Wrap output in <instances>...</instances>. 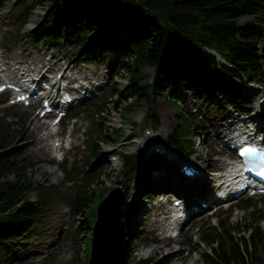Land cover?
I'll use <instances>...</instances> for the list:
<instances>
[{
    "label": "rangeland",
    "instance_id": "374dc122",
    "mask_svg": "<svg viewBox=\"0 0 264 264\" xmlns=\"http://www.w3.org/2000/svg\"><path fill=\"white\" fill-rule=\"evenodd\" d=\"M125 4H128L127 0ZM45 13V7L32 9L28 1L0 0V53L8 61V65L11 64L8 70L22 64L21 68L25 65L29 69L38 71L34 76L36 79L39 74L48 75V71H45L48 66H45V63L47 64L51 60L57 64L49 74L54 77L60 75V71L71 64L74 65L72 72L78 77L82 78L84 74L95 73L97 78L93 79L92 87L89 90H82L83 98L76 104L70 105L68 110L69 114L77 110L83 111L76 114L75 117L62 119L58 125L64 142L61 151H59V155L61 152L65 155L61 163L54 159V155H58V153L51 151L46 153L43 148H39L42 143H48V146L53 148V136H50L46 141L36 142L33 147L30 146L31 139H37L43 132H49L51 128L50 121L41 119L40 121L45 124L37 130L33 129L31 120L37 115L36 107L41 109L40 104L33 107L22 104L9 105L8 93L0 95L6 100L0 104V167L5 164L25 166L27 176L32 181L48 187V190L43 191L41 195L46 198V205L41 207L39 226L35 228V232L29 238H14L13 241L17 242L14 246L7 250L0 248V264H77L85 256L84 250L92 233V224H89L87 228L77 227L79 224L80 226L85 225L88 212L83 211L81 215L74 216L68 200L74 195L75 187L81 184L83 186L84 179L94 176H97V179L91 181L85 188L87 187L95 194L103 189L105 196L112 188L120 186L129 196L131 209L133 211L135 209V213L131 210L133 215L131 213L129 215V228L127 226L126 231L128 236L126 249L127 253H130L127 259L130 264H134V256L137 259L146 260L147 264H202L201 252L208 250V245L200 242L201 231L206 226L218 224L217 216L214 217L215 214L208 215L211 204L205 208L201 207L190 221L180 226L179 236L167 242L166 238H161L163 233L160 230L164 226L161 218L167 217L164 209L169 204L163 192L174 191L179 196H185L193 208L199 207L200 202L205 201L204 195L211 192V189L218 183L217 180L226 173L227 165L222 160L236 158L233 151L220 145L221 140L217 137L218 131L229 123L223 121V118L229 115L232 105L230 110L212 111L206 102L183 90L180 103L187 111V116L182 114L177 117L176 111L181 110L178 107V102L174 98L166 99L158 94H152L149 101L145 99L136 101L134 107L127 112L122 107L131 99L120 103L118 108L108 109L102 116H97L94 109L89 106L95 98L103 95L109 89L123 92L125 97L132 93V88L129 87L128 73L124 71L116 73V61H118L116 55L106 53L100 57L99 61H94L99 50L97 45L75 55V48L71 40L51 45L45 42L42 37L36 36ZM252 18V16L241 18L239 24H248ZM131 22L138 26L140 19L134 17ZM68 29L71 28L68 26ZM118 33V30H110L108 34L113 36ZM110 35V38L107 37L106 40L111 39ZM121 35L125 36V34ZM104 37L105 35L102 38ZM261 42L264 44V39ZM17 62L19 64H16ZM79 69L80 72H78ZM154 72L153 66H148L145 69L150 80L153 79ZM81 78L68 85L71 88L81 84L88 85L87 80ZM250 81L251 86L244 77L238 80L240 87L245 89L247 94L241 98L238 104L234 105L231 112H234L233 116L238 114L243 118H251L250 126L253 127L258 123V120L253 118L252 114L258 110L259 99L264 95V82ZM149 114H152L153 118L147 120ZM95 122L108 134V138L104 142L96 143L92 153L87 156V148L90 142L95 139ZM179 123L183 124L179 130L181 137H185L183 129H188L193 124L189 138L193 141V153L188 160L204 169L205 176H208L210 180L209 185L198 183L196 179L188 180V182L179 180L176 170L172 169L168 159L156 157L154 155L156 153L146 152L143 148V144L151 140L152 134L161 136V143H164L167 135L172 133L174 127ZM116 128H120L122 137L118 141H113L111 138ZM145 128H149L152 134L145 135L143 132ZM70 132L73 141L79 143L80 146L76 147V150L70 149L65 152L63 146L67 145ZM56 138L60 139L59 136ZM221 138L223 139L225 136L222 135ZM96 146L116 150V153L112 155L116 160L112 169L103 161L100 152H96ZM165 147L169 149L167 145ZM123 154L129 156L130 161L126 159L128 164L125 169L122 165ZM151 156L157 160V165L151 166L148 174L157 181L160 189L155 194L147 195L139 187L138 182L143 174V162L145 164L151 162ZM131 161L136 164L134 169L131 168ZM50 168L57 171L58 177L55 178L54 173L47 170ZM79 169L83 170L82 173L78 172ZM7 178H13V174L10 173ZM134 193H137V199L133 198ZM193 196L201 197L194 200ZM246 197L245 194L238 198L235 201L236 205L231 207L229 220L232 224L248 222L253 217L250 214L252 209L239 206L247 204L243 201ZM28 198L31 202L37 200L38 190L29 192ZM97 199L94 198L90 203V212L93 211V207L97 206ZM249 203H254L255 216L260 217V226L264 229V195L251 197ZM141 206L145 207L144 211ZM217 209L219 210L217 213L223 219L224 215L221 212H224V205ZM147 211L148 213H145ZM135 214L137 219L132 222ZM151 219L154 221L151 222ZM78 232H81L83 237H78ZM178 243L182 245H178ZM155 245L163 246V254L151 253V249ZM178 246L184 247L178 251ZM170 250L174 251V254L163 260L164 253Z\"/></svg>",
    "mask_w": 264,
    "mask_h": 264
},
{
    "label": "trees",
    "instance_id": "16d2710c",
    "mask_svg": "<svg viewBox=\"0 0 264 264\" xmlns=\"http://www.w3.org/2000/svg\"><path fill=\"white\" fill-rule=\"evenodd\" d=\"M23 1H28L32 9L46 8L36 35L45 42L53 45L71 40L75 55L97 45L99 50L94 61H99L106 53L118 57L116 73H128L132 93L125 97L123 92L109 89L95 98L89 106L97 116L131 99L122 107L127 112L136 101H149L152 94L174 98L181 109L176 111V116H187L180 103L183 90L206 102L212 111H219L227 105L238 104L247 94L238 83L242 77L264 82V44L261 42L264 39V0H127L128 4H125L126 0ZM246 16H252V21L240 25L239 20ZM134 17L140 19L138 26L131 22ZM110 30L119 33L112 36L108 34ZM109 35L111 39L106 40ZM148 66L155 70L152 80L145 73ZM221 70L230 76V81L222 77ZM2 101L0 98V103ZM147 118H153V115L149 114ZM180 126L183 124L179 123L168 134L166 143L182 157L189 158L193 152V141L189 139L193 124L183 129L185 137L179 134ZM94 134L87 156L96 143L108 138L97 122L94 123ZM121 137V131L114 129L111 140L117 141ZM128 157L122 155L124 169ZM135 165L131 161V168ZM143 165L138 185L144 193L154 194L158 184L148 172L151 166L157 165V160L153 157L150 163L143 162ZM82 171L79 169L78 172ZM10 173L13 174L11 179L7 178ZM96 179L97 176L84 179L83 186L75 187L74 195L68 200L74 216L88 212L85 225L77 226L80 229L94 221L95 207L90 212V203L94 198L104 196L103 189L95 194L85 188ZM32 190H38V199L34 202L28 198ZM45 190H48L46 185L27 176L25 166L5 164L0 167L1 249L14 246L17 243L14 238L26 239L33 235L41 220V207L46 205V198L41 196ZM243 201L247 204L240 207L253 210L250 212L253 217L248 222L232 224L230 208L221 212L223 219L220 214L217 216V225L202 229L200 242L209 247L201 252L202 264H264V229L260 226V217L255 216L254 203H249L251 199ZM77 234L83 237L81 232ZM89 243L90 239L84 250L85 256L77 264H86ZM129 255L128 252L126 256ZM135 264H147V261L135 260Z\"/></svg>",
    "mask_w": 264,
    "mask_h": 264
},
{
    "label": "bare ground",
    "instance_id": "6f19581e",
    "mask_svg": "<svg viewBox=\"0 0 264 264\" xmlns=\"http://www.w3.org/2000/svg\"><path fill=\"white\" fill-rule=\"evenodd\" d=\"M16 64H19L18 62L16 63ZM10 65L11 64H9L8 65V61H6L5 59H4V57L2 56V54L0 53V76H1V74L3 73V72H5V70L7 69V68H9L10 67ZM22 65L21 64H19L18 66H15V67H13V69H17L18 71H20V70H23L24 72H26V73H28V71H29V68H28V66H25L24 65V67H22V68H20ZM45 66H48V70H52L53 68H54V66H57V64H56V62H54V61H51V60H49L48 62H47V64L45 63ZM72 69H74V65H71V64H68L66 67H65V69L64 70H62V71H60L61 73V79H59L58 81H57V83H58V85L57 84H54V85H52L51 84V88H52V90H56V87H57V89L58 90H60V89H63V88H66L68 91L70 90V89H77V88H79L80 89V91L81 90H89L90 89V87H92V82H93V79H95V78H97V76H96V74L95 73H92L91 75H86V74H84V75H82V78H84V80H87V83H88V85H84V84H81L80 85V87H73V88H71L68 84L70 83V82H73V81H75V80H77V79H79V78H81V77H78V75H76L75 73H73L72 72ZM81 70L79 69V71L78 72H80ZM47 72V71H46ZM22 77H23V82H25L26 81V77H27V75L26 74H24V75H21ZM42 77L43 78H47L48 76H46L44 73L42 74ZM57 78V77H56ZM54 79H52L51 81H53ZM63 82H66V84H64L63 85ZM89 84H90V86H89ZM63 85V86H62ZM14 98V97H13ZM43 109V107L41 108V110ZM252 117L253 118H256L257 120H258V123H259V125H258V127H260V128H263L264 127V123H261V118H260V113H259V110H256L255 112H253V114H252ZM40 118L38 117V114L36 115V117H33L32 118V120H31V123H33V129L34 130H37L40 126H42V125H44L45 124V122H41L40 120H39ZM238 121H240V120H238ZM248 120H246V121H242L241 123L242 124H239L237 127H246V126H248L247 124H246V122H247ZM230 125H235V122H233L232 124H230ZM230 125H229V127H230ZM253 128H256V126L255 127H253ZM227 129H229V128H226L225 130H227ZM230 135H232V132L231 131H228L227 132V134H226V140L228 139V137L230 136ZM50 136H53V140H52V144L54 145V142H57V141H59L60 139H58V138H56V136H57V131L55 132V126H52L51 127V130L48 132H43L42 134H41V136H39V137H37V139L36 138H33V139H31L30 140V146L31 147H33V145L36 143V142H40V141H46ZM152 136V138H151V143L149 144V142H148V144H144V148L145 149H147V150H150L151 149V147H153L154 146V143H156V144H159V145H162L161 144V142H162V140H161V136H159V135H156V134H152L151 135ZM230 138H233L232 136L230 137ZM226 140H222L221 142H222V144L224 145V146H227V148L229 149V144L232 142V141H234V140H230L227 144H225V141ZM141 143H143V142H141ZM40 149L41 148H43L44 149V151L46 152V153H48V152H52V153H55V152H58L59 150L57 149L58 147L57 146H54V148H52V147H49L48 146V143H42L41 144V146L39 147ZM96 151L97 152H100V154H101V157H102V159H103V161L104 162H106V164H108L109 166H111V169L115 166V163H116V160L115 159H113V157H112V155L113 154H115L116 153V150L115 149H112V148H103V147H97V149H96ZM223 162H224V164H226L227 165V167H229L230 169L229 170H227L226 171V173H228L229 171H232V172H238L239 171V169H237L236 167H237V165L235 164V163H237L239 160H237L236 158H234V159H229V160H227L226 158H224L223 160H222ZM48 171H50V172H52V173H54V177L56 178V177H58V174H57V171L56 170H54L53 168H50V169H47ZM44 171H45V169H44ZM196 180H197V182L198 183H201V184H205V185H209L210 184V180H209V177L208 176H205V172H203V171H200V173H199V176L196 178ZM196 182V183H197ZM221 185V184H220ZM220 185H218V187L220 186ZM215 187V186H214ZM213 187V188H214ZM211 188H212V186H211ZM212 188V189H213ZM227 190V187H224L223 188V191L225 192ZM134 199H137L136 198V195H137V193H134ZM220 195V194H219ZM206 198H207V200L208 201H214V196H213V194H209V193H207V194H205L204 195ZM141 208H142V211H144V209H145V207L144 206H141ZM145 213H148V211L147 212H145ZM133 221L132 222H134V221H136V214H135V216H133ZM131 219V220H132ZM151 222L152 221H154L153 219H151L150 220ZM156 222V221H155ZM174 222V220L173 221H170L169 222V224H172ZM129 223V222H128ZM127 223V224H128ZM163 246L162 245H155L152 249H151V253L152 254H163V248H162ZM174 254V251H168V252H166V253H164V257H163V260L164 259H166V258H168V257H170V256H172ZM161 262H163L162 261V259H161Z\"/></svg>",
    "mask_w": 264,
    "mask_h": 264
},
{
    "label": "water",
    "instance_id": "95a60500",
    "mask_svg": "<svg viewBox=\"0 0 264 264\" xmlns=\"http://www.w3.org/2000/svg\"><path fill=\"white\" fill-rule=\"evenodd\" d=\"M260 109L264 116L263 103ZM129 213L130 201L119 186L112 188L97 206L87 264H129L126 258Z\"/></svg>",
    "mask_w": 264,
    "mask_h": 264
},
{
    "label": "snow or ice",
    "instance_id": "6c2138e0",
    "mask_svg": "<svg viewBox=\"0 0 264 264\" xmlns=\"http://www.w3.org/2000/svg\"><path fill=\"white\" fill-rule=\"evenodd\" d=\"M257 151H259V150L258 149H255V148L241 149L240 155L241 156H244V155H246L248 153H255ZM262 156H264V153H262ZM260 174L262 176H264V170H262Z\"/></svg>",
    "mask_w": 264,
    "mask_h": 264
}]
</instances>
